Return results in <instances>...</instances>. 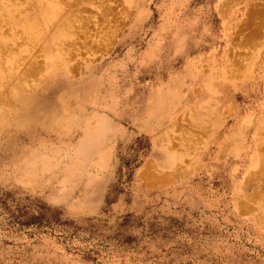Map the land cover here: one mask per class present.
Returning a JSON list of instances; mask_svg holds the SVG:
<instances>
[{
    "label": "rangeland",
    "instance_id": "rangeland-1",
    "mask_svg": "<svg viewBox=\"0 0 264 264\" xmlns=\"http://www.w3.org/2000/svg\"><path fill=\"white\" fill-rule=\"evenodd\" d=\"M58 1L53 18H0V264H264V0ZM136 6L137 16L184 18L192 42L202 32L204 151L153 195L130 200L115 186L117 200H70L57 153L20 160L9 145V114L22 81L69 63L85 25Z\"/></svg>",
    "mask_w": 264,
    "mask_h": 264
},
{
    "label": "crops",
    "instance_id": "crops-1",
    "mask_svg": "<svg viewBox=\"0 0 264 264\" xmlns=\"http://www.w3.org/2000/svg\"><path fill=\"white\" fill-rule=\"evenodd\" d=\"M136 8L85 25L68 65L21 82L9 114V145L20 160L57 153V183L70 200H117L115 186L121 195L130 189V200L153 195L204 151L202 32L192 29L193 43L184 18L137 16Z\"/></svg>",
    "mask_w": 264,
    "mask_h": 264
},
{
    "label": "bare ground",
    "instance_id": "bare-ground-1",
    "mask_svg": "<svg viewBox=\"0 0 264 264\" xmlns=\"http://www.w3.org/2000/svg\"><path fill=\"white\" fill-rule=\"evenodd\" d=\"M55 1H58V0H0V18L3 16V15H5L6 17H9V19L10 20H12L13 22H21V21H23V20H25V19H34V20H39V19H47V18H53V17H55V16H57L56 15V12L55 11H53L52 10V6L53 5H55ZM62 1V0H61ZM64 1V0H63ZM62 1V2H63ZM72 1H74V0H72ZM71 1V2H72ZM59 2V1H58ZM80 3V1L78 2V4ZM78 4H76V5H78ZM21 6H23V7H25L24 9L26 10L24 13H23V11L22 10H20V7ZM38 6H41L39 9L37 8ZM72 6V5H71ZM55 7H57L56 5H55ZM23 9V10H24ZM36 9H38L37 11H36ZM14 11H17V13H13ZM72 11V10H71ZM81 12V11H80ZM39 13V14H38ZM64 13H66V12H64ZM79 13V12H78ZM101 13V12H100ZM61 14H62V12H61ZM67 14V13H66ZM70 14V13H69ZM68 14V15H69ZM62 16V15H61ZM61 16L59 17V18H61ZM58 18V19H59ZM69 18V17H68ZM5 19V18H4ZM8 19V20H9ZM65 19V18H64ZM60 20V19H59ZM66 20V19H65ZM30 21V20H29ZM53 21V20H52ZM55 21V20H54ZM64 21V20H63ZM58 22V21H57ZM61 23V22H60ZM65 23V22H64ZM72 23V22H71ZM57 24V23H56ZM68 24V23H67ZM70 24V23H69ZM36 25V24H35ZM55 25V24H54ZM61 25V24H60ZM64 25V24H63ZM63 25H61V26H63ZM71 25V24H70ZM56 27V26H55ZM54 27V28H55ZM65 27V26H64ZM66 27H67V25H66ZM60 28V27H59ZM58 28V29H59ZM62 28V27H61ZM64 29V28H63ZM67 29V28H66ZM66 29H64V30H66ZM70 29V28H69ZM39 30H40V28H39ZM7 31V30H6ZM41 31V30H40ZM40 31H39V33H40ZM67 31V30H66ZM52 32V31H51ZM50 32V33H51ZM65 32V31H64ZM62 34H63V32H61ZM61 33H59V34H61ZM67 33V32H66ZM66 33H64V34H66ZM8 34V33H7ZM48 35V34H47ZM55 35V34H54ZM54 35H52V36H54ZM66 36V35H65ZM63 37H64V35H63ZM62 37V38H63ZM59 38V37H58ZM48 39V38H47ZM52 38H49V40H51ZM62 40H65V39H62ZM61 40V41H62ZM79 40V39H78ZM84 40V39H83ZM89 40V39H88ZM48 42H50V41H48ZM81 42V41H80ZM101 42V41H100ZM59 43V42H58ZM18 44V43H17ZM48 44V43H47ZM96 44V43H95ZM31 45V44H30ZM62 45V44H61ZM60 45V46H61ZM105 45V44H104ZM82 46H84V45H82ZM88 46V45H87ZM53 47V46H52ZM55 47V46H54ZM73 48H75V45H73L72 46ZM98 47H99V43H98ZM88 48V47H87ZM47 49V48H46ZM61 49V48H60ZM96 49V48H95ZM42 50H43V48H42ZM86 52V51H85ZM94 52V51H93ZM92 52V53H93ZM88 53H90V52H88ZM92 53H90V54H92ZM52 54V53H51ZM44 55V54H43ZM56 55V54H55ZM48 56V55H47ZM51 56V55H50ZM53 57V56H52ZM45 58V57H44ZM55 58V57H54ZM51 59V58H50ZM64 59V58H63ZM45 60V59H44ZM65 60V59H64ZM67 60V59H66ZM70 60V59H69ZM62 61V60H61ZM45 62V61H44ZM67 64V63H66ZM46 65H47V63H46ZM68 65V64H67ZM54 66V65H53ZM53 66H52V68H53ZM44 67H46V66H44ZM48 67V66H47ZM51 67V66H50ZM57 67H58V65H57ZM65 67V66H64ZM55 68V67H54ZM70 69V68H69ZM20 73H22V72H20ZM26 73H27V71H26ZM25 73V74H26ZM30 73V72H29ZM20 77H21V75H19ZM22 78V77H21ZM21 78H20V80H21ZM26 78V77H25ZM24 78V79H25ZM27 78H29L28 77V75H27ZM29 81V80H28ZM15 82V81H14ZM14 82H13V84H14ZM17 82V81H16ZM15 82V83H16ZM23 82V81H22ZM18 84H19V81H18ZM15 85V84H14ZM18 86V85H17ZM14 87V86H13ZM13 92H14V90H13ZM30 121V120H29ZM59 123V122H58ZM22 124V123H21ZM60 124V123H59Z\"/></svg>",
    "mask_w": 264,
    "mask_h": 264
}]
</instances>
